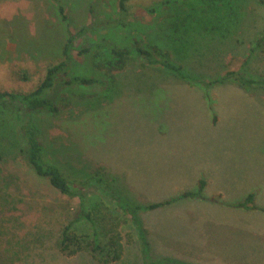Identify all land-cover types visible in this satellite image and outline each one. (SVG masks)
I'll return each mask as SVG.
<instances>
[{"label": "rangeland", "instance_id": "obj_1", "mask_svg": "<svg viewBox=\"0 0 264 264\" xmlns=\"http://www.w3.org/2000/svg\"><path fill=\"white\" fill-rule=\"evenodd\" d=\"M118 1L62 0L64 21L50 0H0V92L32 90L74 35L69 72L105 84L56 88L59 113L41 116L39 125L60 164L71 159L91 174L100 169L140 203L196 190L203 179V194H220L224 204L195 198L139 213L150 255L195 264H264V212L227 205L253 193L264 208V83L256 82L264 80V0H239L234 17L214 33L199 18L206 19L205 8L212 14L207 19L226 17L223 0H132L125 14ZM191 4L199 10L193 21ZM135 39L147 48L164 47L183 71H167L136 54L124 68L113 67L107 45L129 47ZM82 47L89 52H78ZM233 70L254 81L220 80ZM0 117L5 141L18 137L17 122ZM17 160L19 152L7 154L2 165L14 185L6 190L10 202L0 203V264H102L85 252L61 253V226L79 199L55 193ZM82 194L87 206L103 204L122 222V256L110 264H141L129 217L98 186ZM72 228L91 232L86 222Z\"/></svg>", "mask_w": 264, "mask_h": 264}, {"label": "trees", "instance_id": "obj_2", "mask_svg": "<svg viewBox=\"0 0 264 264\" xmlns=\"http://www.w3.org/2000/svg\"><path fill=\"white\" fill-rule=\"evenodd\" d=\"M56 8V12L60 18L66 21L68 18L65 14L62 0H50ZM215 2V0H209ZM227 16L210 20L207 16H212L208 8L204 9L203 17L205 20L199 18V24L206 26V30L211 29L212 33L220 32L223 27L224 19L234 17L235 10L238 9L237 3L239 0H223ZM132 0H119L118 6L122 14L129 12V5ZM220 7V9H221ZM148 13L154 14L152 8L145 7ZM189 11V18L193 21V15L199 13L195 4H191ZM203 11V10H202ZM198 17H200L198 15ZM228 18V19H229ZM172 24V23H171ZM170 24V25H171ZM182 26V25H180ZM185 28V27H184ZM209 31V30H208ZM74 35H68L62 49V59L49 65L43 79L32 90L28 92L16 91H2L0 92V115L4 114L8 118L15 120L18 124L17 136L10 137L9 141H5L4 131L0 128V191L4 196H0V203L10 202L6 195V190L10 185H14L11 175H3V161L7 154L15 152L20 153V160L18 164L26 166L36 180H45V183L55 192L69 198H78V209L70 212V220L61 226L60 230V248L61 253L68 256L76 255L81 252L90 254L98 262L102 264H110L120 260L123 252L122 243V222L118 219L119 216L109 212L105 205L95 204L87 206L84 202L82 192L90 187H100L108 196L115 202L118 210L124 215L128 216L130 222L137 231L139 248L141 255V264H195L193 262H184L172 258H155L150 255V243L147 239L146 229L139 213L145 211H153L162 207L173 204L177 201L187 199H205L213 203L224 204L223 198L220 194L206 197L203 194L205 181L200 179L198 181L196 190H185L177 195L161 199L159 201H152L149 203H140L133 199L120 184L116 177L108 176L100 169L93 171L92 174L87 172V168H77L73 166V161L68 164H60V161L55 156V149L47 145L40 135L41 127L39 119L41 116L57 115L60 110L56 88L62 87L66 90L72 88L92 87L96 84L104 85L105 83L94 75L73 74L69 72V64L72 59ZM132 40V39H131ZM103 42L98 45L101 46ZM150 44V43H148ZM147 48L138 40H133L129 47H117L115 45H107L108 51L115 58L113 67L116 69L124 68L126 61L131 54L144 59L148 64L160 65L165 70L180 74L183 71L180 67L172 63L166 57L167 50L157 44H150ZM90 48L82 47L80 51L82 54L88 53ZM155 53L160 54L161 58H157ZM23 79L26 76H22ZM225 79H233L240 84L252 83L254 80L246 78V76L238 71H228L221 77V81ZM219 81V80H216ZM259 84L264 83V80L256 81ZM1 118V117H0ZM8 135V134H6ZM67 171H66V170ZM15 198V197H14ZM233 208H240L246 210L263 211L264 208L255 203V196L253 193L246 195L244 200L232 204H227ZM63 210L69 208L66 204H61ZM69 210V209H68ZM86 222L91 232L78 233L73 229L75 223Z\"/></svg>", "mask_w": 264, "mask_h": 264}]
</instances>
